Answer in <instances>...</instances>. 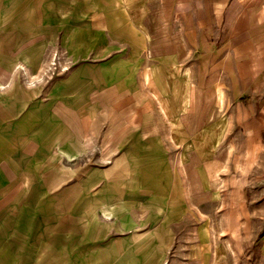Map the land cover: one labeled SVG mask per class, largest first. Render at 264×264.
Masks as SVG:
<instances>
[{"label": "crops", "instance_id": "crops-1", "mask_svg": "<svg viewBox=\"0 0 264 264\" xmlns=\"http://www.w3.org/2000/svg\"><path fill=\"white\" fill-rule=\"evenodd\" d=\"M263 158L264 0H0V264H164L224 185L247 235Z\"/></svg>", "mask_w": 264, "mask_h": 264}, {"label": "rangeland", "instance_id": "rangeland-1", "mask_svg": "<svg viewBox=\"0 0 264 264\" xmlns=\"http://www.w3.org/2000/svg\"><path fill=\"white\" fill-rule=\"evenodd\" d=\"M165 36H174L172 29L167 28ZM236 151L238 148L233 150ZM260 164L259 172L253 174L256 184L250 192L252 203L254 198H261L263 201L261 205L257 204L262 214H259L258 220L250 215L252 220L248 226L249 234L244 235L241 230V186H220L213 189L214 199L199 197V204L187 207L177 226V236L166 254L164 264L263 263L260 244L264 232V158ZM224 168L225 165L219 170H226ZM240 172L232 169L220 171L215 176L220 182L231 177L238 183L241 182Z\"/></svg>", "mask_w": 264, "mask_h": 264}, {"label": "built area", "instance_id": "built-area-1", "mask_svg": "<svg viewBox=\"0 0 264 264\" xmlns=\"http://www.w3.org/2000/svg\"><path fill=\"white\" fill-rule=\"evenodd\" d=\"M63 68H66V67H62L61 70H62Z\"/></svg>", "mask_w": 264, "mask_h": 264}]
</instances>
